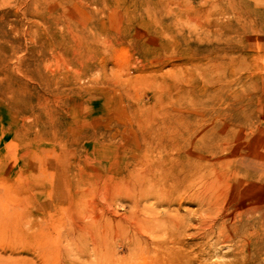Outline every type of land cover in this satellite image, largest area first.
Wrapping results in <instances>:
<instances>
[{"label": "rangeland", "instance_id": "obj_1", "mask_svg": "<svg viewBox=\"0 0 264 264\" xmlns=\"http://www.w3.org/2000/svg\"><path fill=\"white\" fill-rule=\"evenodd\" d=\"M0 264H264V0H0Z\"/></svg>", "mask_w": 264, "mask_h": 264}]
</instances>
